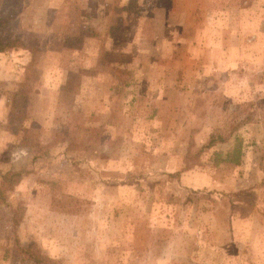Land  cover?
<instances>
[{"label": "rangeland", "instance_id": "rangeland-1", "mask_svg": "<svg viewBox=\"0 0 264 264\" xmlns=\"http://www.w3.org/2000/svg\"><path fill=\"white\" fill-rule=\"evenodd\" d=\"M32 254L264 264V0H0V264Z\"/></svg>", "mask_w": 264, "mask_h": 264}, {"label": "trees", "instance_id": "trees-1", "mask_svg": "<svg viewBox=\"0 0 264 264\" xmlns=\"http://www.w3.org/2000/svg\"><path fill=\"white\" fill-rule=\"evenodd\" d=\"M212 144V139L211 138H209L208 140H207V142H206V144H204L206 147L207 146H210ZM240 153H241V151H240V146H239V143H236L235 145H234V147L232 148V151H229V152H225L224 154H223V161L224 162H229V163H232V164H234V165H236V164H238V161H239V158H240ZM215 157H216V160H218V158H219V153H215V155H214ZM219 161V160H218ZM178 174V172L177 171H174V172H172V173H169L168 175H171V176H176ZM18 250H19V252L20 253H22V252H26L28 255H30L31 256V254H29L28 253V251L27 250H25L24 248H22V247H20V246H18ZM32 259L35 261V263H38V264H41L37 259H36V257L32 254Z\"/></svg>", "mask_w": 264, "mask_h": 264}]
</instances>
